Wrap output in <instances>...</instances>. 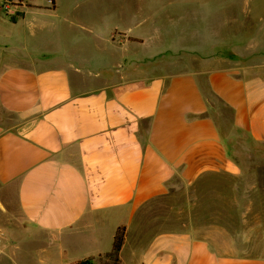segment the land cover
Wrapping results in <instances>:
<instances>
[{"label":"crops","instance_id":"obj_1","mask_svg":"<svg viewBox=\"0 0 264 264\" xmlns=\"http://www.w3.org/2000/svg\"><path fill=\"white\" fill-rule=\"evenodd\" d=\"M129 29L0 28V264H114L121 226L115 264H264V23L238 38L243 59L141 78L111 38ZM205 86L233 111L225 131ZM202 179L238 210L220 225L261 226L257 252L238 243L253 227L208 237L173 211L176 183Z\"/></svg>","mask_w":264,"mask_h":264},{"label":"rangeland","instance_id":"obj_2","mask_svg":"<svg viewBox=\"0 0 264 264\" xmlns=\"http://www.w3.org/2000/svg\"><path fill=\"white\" fill-rule=\"evenodd\" d=\"M259 1L262 6L264 1ZM251 5L252 0H0V28H130L112 33L111 38L128 46L125 72L133 78L142 74L141 78L166 68L181 69L192 60L197 65L199 57L212 54L229 63L243 59L237 53L238 38L250 35L254 24L264 23V15L254 19ZM30 10L36 13L30 14ZM123 50L115 49L118 62L124 60L119 53ZM204 89L217 124L225 131L232 124L233 113L207 86ZM219 187L220 182L213 179H202L190 190L176 183L169 204L200 235L218 236L224 227L236 239V233L253 227V241L238 243L241 249L257 252L261 226L220 225L221 220L235 222L238 210L220 208ZM257 213L250 210L251 220ZM213 243L221 245L218 239Z\"/></svg>","mask_w":264,"mask_h":264},{"label":"trees","instance_id":"obj_3","mask_svg":"<svg viewBox=\"0 0 264 264\" xmlns=\"http://www.w3.org/2000/svg\"><path fill=\"white\" fill-rule=\"evenodd\" d=\"M50 1L52 3L55 2V0H50ZM228 108L233 113L232 109L230 107H228ZM125 237H126V227L125 226H121L117 230V233L115 235L113 252L110 254L112 256V258H113L114 264L119 260V252H120V250H121V248H122V246H123V244L125 242ZM85 262H88V260H85Z\"/></svg>","mask_w":264,"mask_h":264},{"label":"built area","instance_id":"obj_4","mask_svg":"<svg viewBox=\"0 0 264 264\" xmlns=\"http://www.w3.org/2000/svg\"><path fill=\"white\" fill-rule=\"evenodd\" d=\"M80 264H89L88 262H83V263H80Z\"/></svg>","mask_w":264,"mask_h":264}]
</instances>
